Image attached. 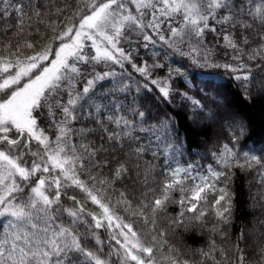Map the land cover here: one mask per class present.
Here are the masks:
<instances>
[{"label":"snow or ice","instance_id":"6c2138e0","mask_svg":"<svg viewBox=\"0 0 264 264\" xmlns=\"http://www.w3.org/2000/svg\"><path fill=\"white\" fill-rule=\"evenodd\" d=\"M51 4L0 0V264H224L212 234L228 237L238 171L264 190V148L242 145L247 126L229 117L228 143L211 152L220 168L205 166L185 159L184 133L214 119L201 99L222 95L219 71L264 99V0ZM193 69L208 77L193 85L201 99ZM257 224L239 230L230 264H264ZM185 233L207 247L167 239Z\"/></svg>","mask_w":264,"mask_h":264},{"label":"trees","instance_id":"16d2710c","mask_svg":"<svg viewBox=\"0 0 264 264\" xmlns=\"http://www.w3.org/2000/svg\"><path fill=\"white\" fill-rule=\"evenodd\" d=\"M69 2H74V0H69ZM257 2H259V0H257ZM62 3L63 0H52L51 7L53 11L57 4ZM53 19L56 18L53 17ZM58 23H60V21H58ZM38 27L45 33V38L40 40L39 44L45 45L47 43V35L50 33L45 29L44 25L41 24L38 25ZM60 27H63L62 23H60ZM3 39L7 41L10 37H3ZM29 39L35 40L36 37L31 36ZM58 43L59 41L52 42L53 52H55ZM25 51L31 53L33 50L27 49ZM41 66H43V64ZM128 70L132 71L130 68ZM36 71H39V69ZM34 74L35 73H33V75ZM193 74H195V79L192 78ZM188 75L189 80L187 81V85L190 89V95L195 99H201V97L197 95V87L193 85L207 81L208 77L201 75L199 69H193L192 73ZM215 75L219 76V79L213 80V83L222 85V95L217 97L213 92L205 95L204 98L201 99V103L207 105V112L210 113L214 119L198 117L201 123L200 132H193L189 129L184 133L191 142V152L186 153L185 159L198 160L205 166L207 163H213L215 167L220 168V165L215 164L212 160L211 152L217 150L220 145L228 143L227 124L230 123L229 117L242 120L247 126L246 134L241 140L242 145L247 142L248 147L257 149L258 154L259 149L264 148V99L258 98L254 102L247 99L246 94H243L242 89L238 87V82L234 81L231 78V74L227 72L219 71L215 73ZM23 83L24 80L21 81V84ZM188 110L189 109H184V111ZM177 111L181 110L177 109ZM192 111L195 110L192 109ZM180 119L185 128H188L189 121L183 120L182 117ZM222 125L224 126V132H221ZM231 189L234 193V208L232 216L233 222L229 228L228 237L222 239L218 234H212L216 240L217 246L228 252V260L224 261V264H230V260L234 258L231 250L239 234V230H251L254 226L258 228V219H264V216L261 215V204L257 203L261 196H264V190L256 184L251 174L238 171L237 175L233 178ZM208 199L209 203H211L213 197L209 196ZM133 203H135V201H133ZM261 203H264V201H261ZM178 211L179 207L176 204L169 205L166 216L158 218L157 227L167 228L168 218L175 216ZM121 215L129 219L127 212L121 211ZM206 219L209 222V227L216 223L211 208H209V214ZM137 227H142V225L137 224ZM167 239L170 243L176 244L184 249L191 250L207 247V236L202 239L199 235H192L191 233H185L183 235L170 234ZM164 247L166 248L167 246L165 245ZM217 258L221 260L224 259L220 257L218 253ZM209 264H211V262H209Z\"/></svg>","mask_w":264,"mask_h":264},{"label":"rangeland","instance_id":"374dc122","mask_svg":"<svg viewBox=\"0 0 264 264\" xmlns=\"http://www.w3.org/2000/svg\"><path fill=\"white\" fill-rule=\"evenodd\" d=\"M27 79V78H26ZM132 264H134V262H132Z\"/></svg>","mask_w":264,"mask_h":264}]
</instances>
